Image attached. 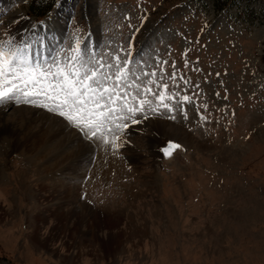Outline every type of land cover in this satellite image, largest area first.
Wrapping results in <instances>:
<instances>
[{
  "label": "rangeland",
  "instance_id": "1",
  "mask_svg": "<svg viewBox=\"0 0 264 264\" xmlns=\"http://www.w3.org/2000/svg\"><path fill=\"white\" fill-rule=\"evenodd\" d=\"M53 1L36 16L50 0H0V38L27 39L46 56L77 39L101 55L131 50L140 63L167 60L169 76L175 61L191 83L185 92L169 82V92L193 103L138 114L142 122L128 121L118 148L43 107L0 105V264H264V0L220 8L212 0ZM42 114L71 130L64 153L88 158L80 189L60 187L71 191L62 205L66 213L90 205L91 213L54 217L52 179L79 175H39L26 144L44 141L47 152L63 138ZM169 141L182 147L166 157ZM102 156L111 166L100 165ZM34 205L47 210L37 228L29 224Z\"/></svg>",
  "mask_w": 264,
  "mask_h": 264
},
{
  "label": "snow or ice",
  "instance_id": "2",
  "mask_svg": "<svg viewBox=\"0 0 264 264\" xmlns=\"http://www.w3.org/2000/svg\"><path fill=\"white\" fill-rule=\"evenodd\" d=\"M32 49L33 43L27 39L10 34L0 38V105L14 102L43 107L65 118L90 140L100 137L103 143L118 148L128 121L142 122L135 119L138 114L147 119V112L166 109L172 113L193 103L188 94L169 92V82L172 88L183 83L185 92L191 83L177 74L175 61L169 76L167 60L157 58L154 65L140 63L131 50L101 55L86 40L77 39L70 49H53L47 56L43 52L34 54ZM203 107L206 109L207 105ZM108 136L113 139L109 141ZM181 147L169 141L162 152L171 157Z\"/></svg>",
  "mask_w": 264,
  "mask_h": 264
},
{
  "label": "bare ground",
  "instance_id": "3",
  "mask_svg": "<svg viewBox=\"0 0 264 264\" xmlns=\"http://www.w3.org/2000/svg\"><path fill=\"white\" fill-rule=\"evenodd\" d=\"M43 52L45 51V50H42ZM39 52L40 51H36L34 54H39ZM45 53V52H44ZM46 56V55H45ZM47 115H45V114H42V119H44V122H45V124L46 125H48V127L52 130H57L58 132H60L62 135L61 136H63V138H62V140H60L59 141V143L58 144H56L55 146H54V149H53V151H51V150H49V151H47L46 152V149L48 148V146H49V144L48 143H44V141L41 143V142H37V143H27L26 145H27V147H29L30 148V150H31V155L33 156L32 157V159H38V161H36L37 162V164H38V166H37V170H38V172H40V174L39 175H44V173H50V172H52L53 170H57V171H60V172H62V173H64V174H66V172L68 171V170H70V169H74L75 171H76V173H74V175L73 176H76L79 172H78V170L80 169L81 170V165H82V163L84 164L85 162H87L88 161V158H86V159H81V158H77L76 156H73V154H70V153H68V154H66V153H64V151L61 149L62 148V145L64 144H60V143H62V142H64V141H66V132H71V130H66V124H64V122L63 121H58V120H56L55 118H51V117H49L48 116V118L46 117ZM39 117H41V116H39ZM50 125V126H49ZM50 131V130H49ZM110 137V136H109ZM40 138V137H39ZM70 138V137H69ZM111 138H113V137H111ZM34 139V138H33ZM109 141H110V138L108 139ZM45 142H47V141H45ZM51 142H53L52 140H51ZM57 143V142H56ZM55 144V143H54ZM53 144V145H54ZM80 146V145H79ZM85 146V145H84ZM80 147H83V146H80ZM23 150H26V148H25V146H24V148H22ZM28 149V148H27ZM77 148H75V151H77V150H79V149H77ZM91 149V148H90ZM29 151V150H28ZM27 151V152H28ZM46 152V153H45ZM78 152V151H77ZM76 152V153H77ZM85 152H87V151H85ZM102 152V151H101ZM79 153H80V151H79ZM89 153V152H88ZM79 155V154H78ZM105 155V154H104ZM107 155V154H106ZM84 156V155H83ZM108 156V155H107ZM110 156V155H109ZM100 158V157H99ZM101 160H102V162L100 163V165L102 166V167H104L106 164L107 165H109V166H111V161H109L108 160V158L105 156L104 158H103V156L100 158ZM105 161V162H104ZM97 163V162H96ZM36 164V165H37ZM98 164H99V162H98ZM101 166H99L96 170H101ZM110 168V167H109ZM85 169V168H84ZM107 169V168H106ZM45 170V171H44ZM108 170V169H107ZM74 171V172H75ZM81 172V171H80ZM48 173V174H49ZM82 173V172H81ZM78 174L79 176L78 177H76L75 178V181L73 180H70L68 183H66V180H65V178H66V175H65V177L64 178H62L61 179V177L60 178H57V177H54V179H52L53 180V186H51V185H49L48 186V188L47 189H51V190H53V194H51L52 196L51 197H53L52 199L54 200L53 201V205H56V208L57 209H55V211H53V214H54V217H55V219H57L58 220V216H59V214L61 213V216L63 217V215L64 216H68V217H71V218H73L74 219V217H76L75 215H79L80 213H82L83 214V212H84V214L85 213H91V211H92V207L90 206V205H86L83 209H80V207H78V206H76L74 209H73V211H70L69 213H66V207H63V205L62 204H64V203H66V200H68V199H66V197H69V193L71 192H68L67 190H66V192H68V193H61V188L60 187H62V188H64V189H67V187L64 185V183L65 184H72L73 185V187H71V185H70V187H69V185H67L68 186V189L70 190V189H72V190H75V191H78L77 189H80V186L82 185V183L83 182H81V175L82 174ZM103 173V172H102ZM47 174V175H48ZM68 174H70V173H68ZM71 175V174H70ZM69 176V175H68ZM72 176V177H73ZM85 177H86V174H85ZM64 179V180H63ZM72 179V178H71ZM81 182V183H80ZM36 185H32V186H29V189H28V191H29V193L32 195H38L40 192L39 191H36L37 190V188L35 187ZM47 187V186H46ZM45 187V188H46ZM59 187V188H58ZM46 191V190H45ZM79 193V192H78ZM71 195H73V194H71ZM79 194H77L76 193V195H74V200L75 199H77L75 196H78ZM42 196H43V193H42ZM38 199V198H37ZM73 201V200H72ZM64 202V203H63ZM76 205V204H75ZM88 209V210H87ZM86 210V211H85ZM47 210H43V211H40V206L39 205H34L33 207H32V210L30 211L31 213H29V218H30V220H29V224L30 225H32L34 228H37V226L43 221V218L44 217H42V216H44V213L46 212ZM64 218V217H63ZM45 220V219H44ZM70 222V221H69ZM39 223V224H38ZM61 225V224H60ZM35 232V229H34V231H33V233ZM37 233L35 232L33 235H32V240L34 241V242H37L38 243V241H40L39 240V237H38V239H36L37 237Z\"/></svg>",
  "mask_w": 264,
  "mask_h": 264
},
{
  "label": "trees",
  "instance_id": "4",
  "mask_svg": "<svg viewBox=\"0 0 264 264\" xmlns=\"http://www.w3.org/2000/svg\"><path fill=\"white\" fill-rule=\"evenodd\" d=\"M213 1V4L214 5H216L218 8H220L219 7V4H228V5H230L231 4V2H233L234 0H212ZM53 0H50V2H49V4L47 5V8H45V11L44 10H41V11H36V10H34L33 11V14L34 15H36V16H43V15H46V13L49 11V9L52 7V5H53ZM247 8V7H246ZM35 9V8H34ZM247 11V10H246ZM253 14V10L252 9H250V10H248V16H246V18H245V20L246 21H249V20H252V18L253 17H251V16H253L252 15Z\"/></svg>",
  "mask_w": 264,
  "mask_h": 264
},
{
  "label": "water",
  "instance_id": "5",
  "mask_svg": "<svg viewBox=\"0 0 264 264\" xmlns=\"http://www.w3.org/2000/svg\"><path fill=\"white\" fill-rule=\"evenodd\" d=\"M166 147V146H165ZM164 148V147H163Z\"/></svg>",
  "mask_w": 264,
  "mask_h": 264
}]
</instances>
